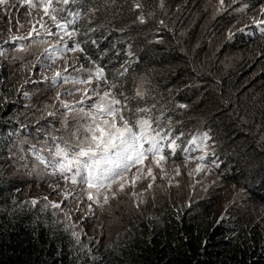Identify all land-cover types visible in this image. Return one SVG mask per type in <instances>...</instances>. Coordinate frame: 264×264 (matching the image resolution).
Listing matches in <instances>:
<instances>
[{"label": "clouds", "instance_id": "obj_1", "mask_svg": "<svg viewBox=\"0 0 264 264\" xmlns=\"http://www.w3.org/2000/svg\"><path fill=\"white\" fill-rule=\"evenodd\" d=\"M124 4L133 8V25ZM55 7L56 23L75 30L72 38L39 7L0 4V198H8L0 223L21 235L8 223L26 219L30 233H43L49 264H152L140 240L124 238L128 217L151 231L163 253H179L197 234L205 243L219 230L226 241L247 243L264 219V24L253 23L264 20V0ZM188 36L194 42L186 44ZM77 44L83 51L70 50ZM98 68L103 79L95 78ZM85 79L92 82L75 83ZM104 92L130 123L147 119L160 134L167 159L162 168L145 161L155 179L145 170L134 186L99 192L66 179L74 170H61L64 154L84 142L92 116L111 119L96 113L94 93ZM34 97L44 98L31 105ZM133 173L140 175L133 168L129 180Z\"/></svg>", "mask_w": 264, "mask_h": 264}, {"label": "snow or ice", "instance_id": "obj_2", "mask_svg": "<svg viewBox=\"0 0 264 264\" xmlns=\"http://www.w3.org/2000/svg\"><path fill=\"white\" fill-rule=\"evenodd\" d=\"M6 2L7 0H0V4ZM24 2L31 8H41L44 15L48 16L57 28L64 31V35L69 38L75 35V30H66L67 23H56L57 16L54 15L57 11L56 4L68 5L75 0H36V2L24 0ZM219 3L223 5L224 0H219ZM253 23L264 24V20H254ZM32 31H36L35 27ZM70 50L83 51L79 44ZM45 52H48V49H45ZM56 75L59 76L60 73ZM94 75L98 80L103 79V69L98 68ZM91 82L90 79L75 81L78 84H90ZM82 92L84 98H91L87 88L82 89ZM94 94L101 100V103L95 105L96 113L101 117L107 116L111 119L98 121L96 116H92L93 124L86 129L88 135L84 142L77 145V150L70 158L64 154L67 163L61 166V170H74L73 175L66 179H70L72 184L81 183L88 189H95L97 192L101 189L111 190L113 185H116L119 191H123L128 183L134 186L145 170L148 177L155 179L152 167L146 165L145 161H149V164H154L155 167L162 168V162L167 157L162 154L163 149L156 138L160 134L154 132L151 122L147 119L136 121L134 124L125 119L120 114V109L113 107V105L120 104V101L112 97L110 92H104L102 96L99 93ZM105 99L108 100L107 103L104 102ZM64 106L68 107L67 104ZM169 147L174 151L175 142L173 141ZM133 168H136L140 175L133 173L129 180L128 173ZM77 177L80 179L77 180ZM88 199H94L92 192L88 193ZM107 200L108 197L105 195L104 202L106 203ZM53 207H59V205H53Z\"/></svg>", "mask_w": 264, "mask_h": 264}, {"label": "trees", "instance_id": "obj_3", "mask_svg": "<svg viewBox=\"0 0 264 264\" xmlns=\"http://www.w3.org/2000/svg\"><path fill=\"white\" fill-rule=\"evenodd\" d=\"M113 12L114 17L119 18L116 11ZM132 37L127 35L128 40L134 41ZM237 80L231 79L232 84L238 83ZM7 201L6 197L0 198V204ZM9 221V225L20 229L21 235L17 230L9 231L0 223V264H49L47 253L43 250L46 247L43 246L44 234L38 239L35 233H30L26 228V219ZM121 228L124 238L133 237L141 241L140 250L148 255L152 264H264V219L250 233L247 243L233 242L230 238L226 241L224 231L219 230L206 236L205 243L197 234L177 254L155 249L150 238L151 231L135 217L126 218Z\"/></svg>", "mask_w": 264, "mask_h": 264}, {"label": "bare ground", "instance_id": "obj_4", "mask_svg": "<svg viewBox=\"0 0 264 264\" xmlns=\"http://www.w3.org/2000/svg\"><path fill=\"white\" fill-rule=\"evenodd\" d=\"M117 4H119L120 0H115ZM115 11V9L113 10ZM122 14L124 15V18L130 22V24H134V14H133V8L129 4H124L122 7ZM134 30V29H133ZM86 37H89V35L86 34ZM124 64H119L117 66L112 67V70H115L119 67H124Z\"/></svg>", "mask_w": 264, "mask_h": 264}, {"label": "rangeland", "instance_id": "obj_5", "mask_svg": "<svg viewBox=\"0 0 264 264\" xmlns=\"http://www.w3.org/2000/svg\"><path fill=\"white\" fill-rule=\"evenodd\" d=\"M10 23H11L12 26L17 28V23L15 22V20L13 18H10ZM0 29H1L0 31H3L5 29V26L4 25L0 26ZM0 35H1V33H0ZM189 42H194V40L191 41V37L188 36V37L185 38V43L187 44ZM245 85H247V84H245ZM43 98L44 97H41V98L40 97L39 98L38 97H34V98H32L31 99V102H32L31 105H36V103L40 102V100H42ZM51 102H52V99H51Z\"/></svg>", "mask_w": 264, "mask_h": 264}]
</instances>
